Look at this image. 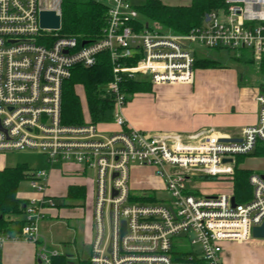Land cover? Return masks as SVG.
Returning a JSON list of instances; mask_svg holds the SVG:
<instances>
[{"label": "built area", "instance_id": "obj_1", "mask_svg": "<svg viewBox=\"0 0 264 264\" xmlns=\"http://www.w3.org/2000/svg\"><path fill=\"white\" fill-rule=\"evenodd\" d=\"M103 1L107 19L102 38L79 42L61 37V26H40L42 11H54L62 21V0H0V153L33 151L44 157L46 166L75 164L84 172L95 170L89 264H228V248L254 239V229L264 225L263 176L249 177L251 199L243 204L235 200V207L233 191L207 194L197 182L232 184L237 158L264 145V94L256 98L257 125L229 138L210 132H144L128 122L124 110L132 81L192 84L195 45L248 49L257 61L264 59V0H225L223 8L186 35L141 22L133 0ZM101 54L109 55L112 66L113 79L104 91L115 100L111 124L116 129L106 134L101 124L64 126V83L75 68H93ZM131 164L152 169L170 199L158 200L155 190L134 193ZM29 183L35 196L24 206L23 225L0 233V249L30 243L37 247L36 263L51 264L60 252L41 243V225L56 208L48 194L49 172L34 170Z\"/></svg>", "mask_w": 264, "mask_h": 264}, {"label": "rangeland", "instance_id": "obj_2", "mask_svg": "<svg viewBox=\"0 0 264 264\" xmlns=\"http://www.w3.org/2000/svg\"><path fill=\"white\" fill-rule=\"evenodd\" d=\"M160 1L166 6H188L191 2V0ZM145 2L146 0H133V3L137 8L142 7ZM193 47L196 51L197 59L216 61L219 68L199 70L195 72L194 86H192V88L200 91L202 90V92L206 90L208 93L212 92L214 95L222 97L226 96L228 92H233L234 94L243 92L249 101L264 94V72H262L260 65L258 64L260 61H257L248 49L239 51H222L208 50L197 45ZM242 55L246 60H251L253 58L255 62L237 61L236 59H239ZM172 87H177V85L152 86L148 92L137 93L132 97L134 99L137 95H141V97H137L135 100L142 98L145 101L139 106V112L136 114L135 121L138 126H141L143 129L147 128L169 131L178 125L177 119L182 115L180 109L173 103L159 104L160 102L158 101V99H164V96L160 92L158 93V89ZM182 88L185 87L182 85ZM148 95L152 97L150 98L149 103L145 100ZM154 96L156 97L155 100L153 99ZM128 104H130V102H128ZM146 130L141 131L149 132ZM102 131L106 134L110 133L108 130ZM0 155L5 156L8 161L7 163L11 167L18 164H27L32 169H43L49 172L50 170H55L61 166L53 165L50 167L44 165V157L33 151H8L0 153ZM240 168L252 170L256 174L263 175L264 160L255 161L250 158H245L240 164ZM82 177L86 183V186H82L87 187L88 192L86 201L84 203L65 201L64 198L67 195L66 191L61 197L54 199L56 208L52 209L53 212H47V218L49 219L44 221H49L50 227L45 226L43 229L41 228L43 230H41V233L43 232V234H46V238L50 241L45 240L42 244L50 250H58L63 254H69L74 261L78 259H90L91 248L88 245V241L91 243L94 237L93 226L88 230V233L86 226L93 221V204L95 196L94 181L96 180V172L93 169H88ZM129 186L134 190V193H137L140 189L155 190L156 198L158 200L170 199V194L162 190V187L164 186L163 182L155 176L154 171L152 169L139 167L137 164H131L130 166ZM197 186L201 191L216 195L231 192V185L228 181L209 180L208 182H197ZM49 187V189H52L50 185ZM29 192L34 191L31 189L29 181H25L19 188V194L24 196ZM54 195L56 196V193ZM190 238H192V235H190ZM53 241H55V243H53ZM184 243L189 245V240L185 239ZM228 251L230 252L233 264H264V240L252 239L245 243H234L228 248ZM28 252L31 253L32 249H29ZM13 257L15 256H12L11 258ZM22 257L25 258L23 259ZM11 258L9 261H4L3 259V264L33 263L26 254L21 255L20 259L12 260Z\"/></svg>", "mask_w": 264, "mask_h": 264}, {"label": "trees", "instance_id": "obj_3", "mask_svg": "<svg viewBox=\"0 0 264 264\" xmlns=\"http://www.w3.org/2000/svg\"><path fill=\"white\" fill-rule=\"evenodd\" d=\"M225 6V0H191L188 6H166L160 0H146L142 7L137 8L140 20L147 24H157L163 32L175 35H186L193 29L204 24L205 18L213 11ZM107 7L100 0H62V21L60 36L80 41L94 42L102 38L106 27ZM252 57V56H251ZM239 62H255L246 60L243 55ZM264 72V59L258 63ZM195 70L217 69L216 61L196 59ZM113 79L112 66L108 54L98 56L97 64L90 69L77 67L72 71L71 78L63 86L61 122L68 127H81L91 124H111L114 120L115 100L104 91ZM152 87L147 82L132 81L128 85V102L137 93L148 92ZM257 151V152H256ZM255 151L264 157V145ZM245 157L237 158L234 177L232 179L233 195L237 203H246L251 199L252 188L249 177L252 172L240 168ZM33 169L27 164L0 171V233L18 231L23 225L22 216L27 200H21L19 188L31 179ZM85 186L73 185L67 189L65 201L84 203L87 199ZM0 264L2 249H0ZM51 264H89L88 259L72 260L69 254L60 252Z\"/></svg>", "mask_w": 264, "mask_h": 264}, {"label": "crops", "instance_id": "obj_4", "mask_svg": "<svg viewBox=\"0 0 264 264\" xmlns=\"http://www.w3.org/2000/svg\"><path fill=\"white\" fill-rule=\"evenodd\" d=\"M183 86L185 88H182V85H177V87L162 88L160 90L158 89V93L160 92L164 96V99H158V101L160 102L159 104L173 103L177 108L180 109V112L182 114L180 115V118L177 119L178 125L175 128H172V130L161 131L157 129H143L141 128V126H138L135 121L136 114L139 112V106L142 105L145 101L142 98L138 100L135 99L137 97H141V95H137L130 102V104H128V107L126 106L127 108L124 110V116L126 117L128 122L136 129H147L146 131H149L150 133L158 134L193 135L200 132H210L220 138H229L238 136L246 127L257 125L259 112V105L256 101L257 97L253 98L252 101H249L243 92L235 94L233 92H228L226 96H216L212 92L208 93L206 90L202 92V90L200 91L192 88V86H194V82L191 85ZM150 98L152 97L148 95L147 99H145L147 103L150 102ZM155 98L156 97L154 96L153 99L155 100ZM100 128L102 130L108 131H114L116 129V127L112 124H101ZM245 158H250L255 161L264 160V157H259L256 155V153H253L251 156ZM7 162L8 161L5 156L0 155V171L4 170L5 168H11V166ZM43 163L44 165H46L45 161ZM55 165L61 166H59V168L55 170L49 171V185L52 189H48V194L53 199L61 197L62 194H65L70 186L86 184L84 178L82 177L84 176L85 172L81 166L75 164ZM249 171L254 174V171ZM262 176H264V174ZM230 185L231 191H233V184ZM55 193L57 197L54 195ZM204 193L212 194L209 192ZM19 195L18 197L21 200H28L35 196L33 192H29L24 196ZM51 212H53V210H51ZM49 223V221H44L41 225V228L43 229V227L45 226L50 227ZM92 226V222L86 226L87 233L89 232L88 230L92 228ZM41 234L42 242H44L45 240L49 241L46 238V234H43V232ZM53 243H55V241H53ZM90 244V241H88L89 247ZM29 249H32L31 253L28 252ZM36 250L37 247L30 243H9L2 249V262L3 259L4 261H9L12 256H15L11 258L12 260L20 259L21 255L26 254L33 262L32 264H37L35 259ZM226 256L228 259V264H233L231 261L230 252L228 250ZM22 258L24 259L25 257Z\"/></svg>", "mask_w": 264, "mask_h": 264}, {"label": "water", "instance_id": "obj_5", "mask_svg": "<svg viewBox=\"0 0 264 264\" xmlns=\"http://www.w3.org/2000/svg\"><path fill=\"white\" fill-rule=\"evenodd\" d=\"M206 21H209V19L207 18ZM40 26L42 29L59 30L61 26V17L54 11H42L40 13ZM86 43L88 42H84L83 45H85ZM230 141H235V140H227V139L221 140V142H225V143ZM224 162H232V160H225ZM231 203H232V207L236 206L234 197H232ZM125 226H126L125 223H123V233L126 232ZM253 238L256 240H264V225L254 229Z\"/></svg>", "mask_w": 264, "mask_h": 264}]
</instances>
